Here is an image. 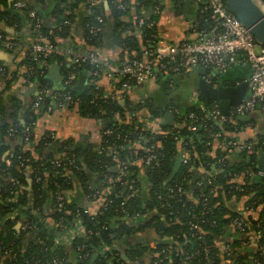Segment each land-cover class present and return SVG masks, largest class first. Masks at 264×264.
Segmentation results:
<instances>
[{
  "label": "trees",
  "instance_id": "trees-1",
  "mask_svg": "<svg viewBox=\"0 0 264 264\" xmlns=\"http://www.w3.org/2000/svg\"><path fill=\"white\" fill-rule=\"evenodd\" d=\"M6 1L0 0V4L6 5ZM80 1L87 11L80 18V23L84 43L90 47L89 50L100 48L104 40L110 39L122 53L141 58L158 42L154 26L146 25L154 19L153 14L146 16V10L158 5V0H121L124 9L116 6V0H101L93 6H89L87 0ZM172 1L176 6L179 0ZM25 3L27 8L35 9ZM200 6L197 7V26L208 27L211 25L209 13L202 12ZM9 10L14 12L12 7ZM6 14L4 12L0 20L9 23ZM97 16L102 18V23L97 21ZM139 18L144 20L145 25L136 35L134 32ZM57 19L60 25L65 20H71L72 16L60 13ZM91 27L93 33L89 32ZM37 36L39 41L59 45L57 39L67 36V29H47L40 23ZM15 48L6 49L13 51ZM51 62L64 64V57L52 55L35 60L27 50L21 64L28 69L30 67L28 73L38 80L40 87H48L45 70L46 64ZM246 68L249 69L246 65H237L222 74L207 69L205 77L212 85L222 83L232 86L244 79ZM71 69L74 73L88 72L90 75L94 67L89 61H83ZM156 72L158 89L137 103L130 104L127 99L112 101L104 94L93 98L91 86L76 90L73 88L74 80L73 86L70 84L64 90L69 91L71 96L68 106H75L80 116L96 120L112 119L106 125L112 133L102 136L99 151L72 139L59 140L51 131L44 133L37 142H34L31 133L25 140L26 125L36 117L31 111L24 124L16 117L11 122L0 117V264H54V259L63 264H109L105 256L111 259L112 264H126L118 246L131 234L143 230L153 233L157 240V243L137 252L142 256L146 250L149 251L150 264H264L263 238L257 240L253 249V258L257 259L254 263L248 258V248L241 246V242L248 237L236 230L233 234L225 232L227 227L232 226L231 218L241 216L239 210L225 203L224 199L232 196L245 197L244 204L254 211L258 210L257 217L254 213L247 214L245 222L253 231L264 232V175L256 173L260 169L253 156L257 154L237 149L228 153L227 149L224 151L221 148L236 137L242 121L237 116H233L235 123L207 118L202 109H210L217 101L206 99L198 92L196 82L192 84L195 93L190 99L191 88L180 79L181 72L168 70L163 73L157 68ZM7 77L6 70L0 75V82L6 85ZM7 89L0 90V112L3 111L2 94ZM43 98L46 105L47 98L45 95ZM139 107L144 108L143 113ZM258 108L264 112V102H259ZM168 112L172 113V120L159 123V130H142L144 118L159 119ZM191 113L195 118H189ZM190 124L196 128L191 130L188 127ZM156 139L161 141L155 149L158 164L142 169V165L137 163L145 154L141 147L151 145ZM256 139L258 142L254 147L259 154L264 152V145L260 146L264 134L256 135ZM137 143L141 147L136 148ZM213 146H216L214 151ZM110 147L118 150L115 159L109 155ZM49 149H53L58 157L61 153L73 156L77 168L66 166L61 175H55L56 168L51 161L56 157L48 154ZM181 155L187 157V163L181 162L178 171L169 180L175 161ZM247 155L250 156L248 161ZM26 158L29 161L24 160ZM233 159L236 161H231ZM122 161L126 164L125 176L117 167V163ZM84 168L103 179L100 188H85L87 194L98 192L105 198V203L102 202L94 210L85 208L87 205H83L80 199H69L67 194L74 179H85ZM26 169L32 181L29 190L23 187ZM239 174L243 175V182L237 185L233 178ZM125 178L133 179L134 194L124 189L122 181ZM177 180L182 183L184 192L167 193V185ZM203 180L207 183L196 186L197 181ZM108 185H112V191L104 194ZM189 190L196 195V201L189 198ZM57 194L64 202L61 211L56 209ZM124 197L126 200L123 202ZM77 222L82 225L83 232L75 235L71 245L54 240L63 231L74 229ZM196 224L201 232L194 228ZM222 236L228 237L224 244L219 243ZM93 255L96 258L91 262Z\"/></svg>",
  "mask_w": 264,
  "mask_h": 264
},
{
  "label": "crops",
  "instance_id": "crops-1",
  "mask_svg": "<svg viewBox=\"0 0 264 264\" xmlns=\"http://www.w3.org/2000/svg\"><path fill=\"white\" fill-rule=\"evenodd\" d=\"M15 0H7L6 5L0 4V16L7 12L9 23L6 20H0V34L6 38L15 41V50L8 51L5 46H0V50L7 54V57L0 59L5 72L7 70V84L0 82V90L5 87L8 89L2 94L3 111L0 112V117H3L5 121L11 122L15 117L26 123L28 113L31 111L36 114L34 124L31 128V134L34 142H37L46 132H54L55 136L59 140L72 139L74 142L80 143L83 146H90L94 151H99L102 143V130L103 120H96L93 118L82 117L77 113L75 106H68L69 103L59 106L57 97L63 93L66 88L74 86L76 90H81L87 86H91L93 89V97L101 92L104 95H109L115 91L116 84L106 74H101L97 78L92 76V72L80 74L74 73L71 69L75 64L71 58H64V64L58 62H51L46 64V79L48 82V92L45 94L47 98V104L45 100L41 101L38 107H34L33 103L40 91V84L36 78H32L28 73V67H24L22 59L24 53L27 51V47L37 41L38 31L32 25L30 18H28L24 9H14L13 3ZM32 5L41 21V24L47 29H54L62 26L61 29H67V36L58 38L57 42L60 46H68L80 50L87 51L89 46L84 43L83 31L80 23L87 11L84 9V3L80 0H23ZM133 2L135 0H129ZM202 4L201 0H179L176 6L172 0H158V5L154 8L146 10V16L153 14L154 19L149 23L154 26L155 32L159 41H166L167 43H177L185 40L193 39L192 28L197 23V7ZM106 6V4H105ZM12 7L13 11H10ZM202 8V5L200 6ZM107 8V6L105 7ZM200 8V10H201ZM150 10V12H148ZM71 15V20H66L67 24H59L57 19L58 14ZM98 48V47H97ZM92 49V48H91ZM100 54L106 60L113 63H121L122 60L129 58L130 53H122L120 48L106 39L103 44L98 48ZM57 66L53 67V66ZM199 67V66H198ZM189 68L181 72L180 79L189 85V98L194 96L195 89L192 88V84L196 82L198 76H202L197 73V68ZM247 72L244 76L246 78L250 72V69L246 68ZM1 75V74H0ZM205 76V73L204 75ZM95 84L99 87L95 88ZM70 86V87H71ZM157 83H148L145 85H139L133 87L125 96L115 101L123 102L127 99L130 104L139 102L143 98H147L153 91L158 89ZM174 100L173 96H170ZM175 101V100H174ZM43 105H45L43 107ZM24 110V111H23ZM142 113L144 110H140ZM140 112V113H141ZM144 115V114H143ZM254 118L248 121H242L238 127L236 137L239 139L256 137L258 134H264V112L254 111ZM165 116V114H164ZM164 116L156 119V125L159 123L169 122L165 120ZM172 120V119H171ZM29 123L26 125L28 126ZM2 141H0V144ZM216 146H213L214 151ZM224 151L227 148H223ZM240 151V150H239ZM231 151H228V153ZM248 153V152H247ZM48 154L57 156L58 154L53 149L48 150ZM250 156H246L248 161ZM259 154L253 156L255 163ZM238 160V158L236 159ZM231 160V161H236ZM258 163H256L257 166ZM85 179L73 180L72 187L67 191L69 199H80L83 205H87L85 208L88 210H94L98 207L99 201L90 200L86 186L96 190L101 187L103 179L97 173H93L87 168H84ZM69 173V172H68ZM25 184L24 188L29 190L32 186L29 170H25ZM234 183L240 185L243 182V175L239 174L233 178ZM207 183L206 180L202 181ZM191 200L196 201V195L191 190L187 193ZM226 205L239 210L243 207L245 197H226ZM258 211V210H257ZM257 211L254 212V217H257ZM234 227H227L225 232L234 233ZM224 232V233H225ZM60 236L54 237L57 243L71 245L75 235H80L81 230L77 226L74 229H68L63 231ZM236 233V232H235ZM228 240L227 236L220 238V244H224ZM157 243L155 235L148 230L138 231L131 234L125 239L123 244H119L118 250L121 253L126 264H150L149 251L140 256L137 255L139 250L143 247H148ZM249 251L248 258L253 259L254 246H246L243 249ZM251 250V251H250ZM131 251V252H129ZM129 252V256H128ZM138 252V253H137ZM96 256L91 257V262L94 261Z\"/></svg>",
  "mask_w": 264,
  "mask_h": 264
},
{
  "label": "built area",
  "instance_id": "built-area-1",
  "mask_svg": "<svg viewBox=\"0 0 264 264\" xmlns=\"http://www.w3.org/2000/svg\"><path fill=\"white\" fill-rule=\"evenodd\" d=\"M101 0H87L89 6L98 4ZM202 8L201 11H208L209 18L211 19V25L208 27L198 28L197 24H194L192 28V33L194 35L193 39L185 40L177 43H167L166 41H159L150 49L146 51L140 58H126L121 61V63H113L100 54L98 48H93L91 50H80L68 46H60L53 44L49 41H35L27 47L29 54L32 59L39 58H50L52 55L68 57L71 58L73 63L78 65L80 62L89 61L93 64L92 76L98 77L101 74H106L110 77L116 84L115 91L109 95H104L111 99L112 101L118 100L120 98H125L126 94L136 86L145 85L148 83H156L157 72L156 68L160 71H172L175 73H180L186 69L202 66L205 70L210 69L216 74L225 73L229 67L237 65H246L250 69L249 77L247 78L248 83V93L241 102L235 106L230 107L227 115L221 113L220 107L217 104L212 105L210 109H202L204 115L207 118H217L220 121H227L235 123L233 116L245 115L254 113V111H260L258 108L259 102H264V46L256 42L250 32L239 22V20L229 11L224 0H201ZM264 4V0H261ZM116 6L120 9H124V4L121 0L115 1ZM14 9H24L28 18H30L32 25L38 31L40 27V19L34 9L26 7V3L23 0H15L13 3ZM89 11V10H88ZM97 21L102 23V18L97 16ZM67 24L65 20L63 22ZM145 25L142 18L137 21V29L135 34L139 35L141 33V27ZM151 26V24H146ZM59 26L58 29H61ZM89 32L93 33V28H89ZM15 41L11 39H6L0 34V46L12 47L15 46ZM170 66H168L166 63ZM30 70V67H29ZM5 69L0 65V74L2 75ZM203 78L210 83V80L203 76ZM96 90L98 86L95 84ZM48 92V87L41 86L40 91L33 103L34 107H38L43 96ZM102 95L98 92L93 98H98ZM59 106L69 103L71 101V96L69 91H65L58 95L57 97ZM137 103V101L135 102ZM138 109L143 110L144 108L139 107ZM189 118H195L193 113L189 114ZM156 119L144 118L141 127L142 130H159V125H156ZM34 122L29 123L26 126L25 140L28 139L31 133V128ZM191 130H194L195 125L190 124L188 126ZM112 131L104 127L102 130L103 135H109ZM54 136V134H51ZM217 136V134H215ZM147 142V140H144ZM256 137L239 139L235 137L234 139L227 142L226 145H222L223 148H227L228 151L233 149L246 150L247 152L258 153L254 147L257 143ZM209 144V142H208ZM161 145V141L156 139L153 143L147 147H141L139 143L135 144L136 148H143L145 154L137 160L138 164L142 165V169H147L158 164V156L155 151L157 147ZM264 145V140L260 141V146ZM109 155L115 159L118 150L115 147H110ZM181 162L187 163V157L181 155ZM29 161L28 158L24 159ZM75 159L71 155L66 153H61L60 157L56 156L54 161H51L53 167H55V175H61L62 170L68 166L71 168H77ZM217 162V161H215ZM219 162V160H218ZM21 165V164H20ZM117 167L123 176L126 175V164L124 161L117 163ZM259 176L264 175L263 170H257L256 172ZM39 180V176L36 177ZM202 181H197L196 186H199ZM124 189L131 190V194L135 193V188L133 187V179L125 178L122 181ZM112 191V185H108L104 190V194H109ZM167 193H183L184 188L182 183L177 180L172 185H167ZM101 193L92 192L88 194L90 200L99 201V205L104 202L105 198L100 195ZM201 195V194H200ZM101 197V198H100ZM100 200H99V199ZM126 197L123 198V202ZM197 200V197H196ZM122 202V203H123ZM105 203V202H104ZM98 205V206H99ZM64 208V202L60 194L56 195V209L61 211ZM241 216H236L231 218V224L236 231L241 233L248 238L241 242L242 247L257 245V240L260 238L264 239V232L261 234L258 230H252L249 225L245 222V217L247 214L252 215L255 211L249 205H243L239 209ZM94 214V212L92 213ZM79 230L83 232V227L79 222L76 225ZM26 225L23 226L25 228ZM256 227H258L256 225ZM194 228L201 232V228L198 224L194 225ZM74 239V238H73ZM81 250L80 247H77ZM261 249V248H259ZM262 250V249H261ZM108 259L109 264H112L111 259ZM256 257L253 258V262L257 263ZM228 262V260H227ZM54 264H63L57 259L53 260Z\"/></svg>",
  "mask_w": 264,
  "mask_h": 264
},
{
  "label": "water",
  "instance_id": "water-1",
  "mask_svg": "<svg viewBox=\"0 0 264 264\" xmlns=\"http://www.w3.org/2000/svg\"><path fill=\"white\" fill-rule=\"evenodd\" d=\"M224 2L226 3L229 11L250 32L254 40L264 46V4L261 0H224ZM148 12H150V10ZM5 57H7V54L0 50V59H4ZM53 67L57 68L55 65ZM197 73L202 76H198L196 79V90L204 95L206 99L217 101L223 115H227L230 107L239 104L248 93L247 78L249 77L250 72L246 78L232 86L223 85L222 83L217 85L208 83L203 78L205 69L202 66L197 68ZM253 118L254 115L251 114L237 116V119L241 121H249ZM164 119L167 121L171 120V113H166ZM111 122V119L103 120L104 124H109ZM21 123L24 124V121L22 120ZM102 128H104V126ZM256 163H258V168L264 171L263 152L259 153ZM180 165L181 159L177 158L169 176V180L174 177Z\"/></svg>",
  "mask_w": 264,
  "mask_h": 264
},
{
  "label": "flooded vegetation",
  "instance_id": "flooded-vegetation-1",
  "mask_svg": "<svg viewBox=\"0 0 264 264\" xmlns=\"http://www.w3.org/2000/svg\"><path fill=\"white\" fill-rule=\"evenodd\" d=\"M40 23H41V21H40ZM65 104H67V103H65ZM168 113H170V112H168ZM251 114H253V113H251ZM171 115H172V113H171ZM104 120H105V119H104ZM111 120H112V119H111ZM24 123H25V122H24ZM106 125H107V124H104V123H103V126H104V127H106ZM248 153H252V152H248ZM263 153H264V152H263ZM256 154L258 155V153H256Z\"/></svg>",
  "mask_w": 264,
  "mask_h": 264
},
{
  "label": "rangeland",
  "instance_id": "rangeland-1",
  "mask_svg": "<svg viewBox=\"0 0 264 264\" xmlns=\"http://www.w3.org/2000/svg\"><path fill=\"white\" fill-rule=\"evenodd\" d=\"M229 72V70L227 71V73ZM223 76H226V74H223ZM158 84V83H157ZM159 87V86H158Z\"/></svg>",
  "mask_w": 264,
  "mask_h": 264
}]
</instances>
